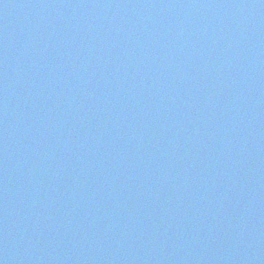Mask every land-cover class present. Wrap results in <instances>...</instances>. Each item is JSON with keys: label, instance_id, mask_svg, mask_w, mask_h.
Instances as JSON below:
<instances>
[{"label": "water", "instance_id": "water-1", "mask_svg": "<svg viewBox=\"0 0 264 264\" xmlns=\"http://www.w3.org/2000/svg\"><path fill=\"white\" fill-rule=\"evenodd\" d=\"M0 264H264V0H0Z\"/></svg>", "mask_w": 264, "mask_h": 264}]
</instances>
